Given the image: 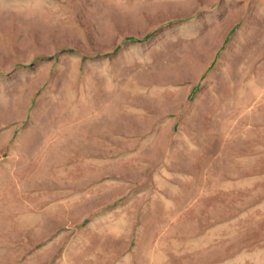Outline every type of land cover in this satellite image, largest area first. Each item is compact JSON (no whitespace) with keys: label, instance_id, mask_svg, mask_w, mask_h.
Wrapping results in <instances>:
<instances>
[{"label":"rangeland","instance_id":"1","mask_svg":"<svg viewBox=\"0 0 264 264\" xmlns=\"http://www.w3.org/2000/svg\"><path fill=\"white\" fill-rule=\"evenodd\" d=\"M0 264H264V0H0Z\"/></svg>","mask_w":264,"mask_h":264}]
</instances>
